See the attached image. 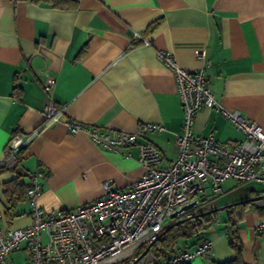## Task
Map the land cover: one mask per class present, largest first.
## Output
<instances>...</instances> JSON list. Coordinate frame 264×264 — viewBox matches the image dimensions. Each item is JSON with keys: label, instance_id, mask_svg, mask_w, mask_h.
Returning a JSON list of instances; mask_svg holds the SVG:
<instances>
[{"label": "crops", "instance_id": "1", "mask_svg": "<svg viewBox=\"0 0 264 264\" xmlns=\"http://www.w3.org/2000/svg\"><path fill=\"white\" fill-rule=\"evenodd\" d=\"M76 1L74 9H59L0 0V162L15 132L39 128L21 153V167L28 173L43 169L42 207L64 210L92 202L103 195L104 181L125 189L142 171L137 143L107 149L85 131L70 133L68 121L100 132H132L142 122L161 123V132L148 130L139 141L158 147L162 166L174 160L182 110L172 71L158 59V51H168L189 71L204 69L217 105L200 108L196 134L213 132L220 142L241 141L242 131L223 109L239 111L264 130V0ZM47 76L56 80L50 93L43 88ZM49 97L64 111L58 122L40 127ZM15 176L11 170L0 173L4 204L3 185ZM221 186L223 193L208 208H217L219 221L202 235L212 240V254L190 264L233 258L227 210L264 192V182L227 179ZM237 189L238 194L222 197ZM242 203L236 208L242 212L236 227L243 260L264 264V229H257L264 220V210L257 207L264 205ZM30 221L23 213L11 222L4 217L3 223L23 227Z\"/></svg>", "mask_w": 264, "mask_h": 264}, {"label": "built area", "instance_id": "2", "mask_svg": "<svg viewBox=\"0 0 264 264\" xmlns=\"http://www.w3.org/2000/svg\"><path fill=\"white\" fill-rule=\"evenodd\" d=\"M157 56L172 71L182 110L174 160L162 166L158 147L139 141L148 130L161 132V123L142 122L132 132H100L79 122H66L70 133L85 131L107 149L137 143L141 174L125 189L114 186L112 180L104 181L103 195L92 202L72 209L47 210L38 202L44 171H33L25 192L30 223L6 227L4 211L0 210V264H15L11 255L19 251L27 254V264H185L195 258H209L213 242L203 237L192 248H181L167 257L156 255L151 247L144 251L170 224L210 208L223 193V181L264 182V130L239 111L223 109L225 118L242 131L241 141L224 143L216 140L213 132L196 134L194 122L200 108L217 105L204 69L182 68L168 51H158ZM198 56L203 59L204 53L198 52ZM55 82L54 77L47 76L44 90L50 93ZM63 111L49 97L40 127L58 122ZM38 129L14 133L0 167H12L18 151ZM260 196L257 204L262 206L264 192ZM190 203L194 204L184 209ZM257 229H264V220Z\"/></svg>", "mask_w": 264, "mask_h": 264}, {"label": "trees", "instance_id": "3", "mask_svg": "<svg viewBox=\"0 0 264 264\" xmlns=\"http://www.w3.org/2000/svg\"><path fill=\"white\" fill-rule=\"evenodd\" d=\"M18 2L22 0H11ZM35 4H47L54 8L59 9H74L78 6L76 0H30ZM155 24L151 25V28ZM137 44V43H135ZM18 133V132H15ZM22 147L18 153L15 163L12 167L5 165L0 167V173L11 170L16 176L4 183V217L7 222H11L18 214L15 213L18 202L24 201L25 192L30 179L31 173L24 171L21 167V153L24 148ZM28 178V181H26ZM246 204L241 203L228 208L226 213V223L228 232V244L230 249L234 252V257L227 261L215 262L214 264H245L242 252L243 245L237 232V222L242 218V212L236 213V208L244 207ZM259 210H264L262 207H257ZM218 210L211 211L209 214L203 216H191L184 222L166 227L163 233L153 242V252L161 257H167L171 253L185 248L190 241V247L194 246L197 239L201 238L204 232L212 225L218 223ZM186 243V244H185ZM188 248V246L186 247ZM190 264V263H185Z\"/></svg>", "mask_w": 264, "mask_h": 264}, {"label": "rangeland", "instance_id": "4", "mask_svg": "<svg viewBox=\"0 0 264 264\" xmlns=\"http://www.w3.org/2000/svg\"><path fill=\"white\" fill-rule=\"evenodd\" d=\"M247 183H249V182H247ZM222 186H223V188L225 190L228 188L227 185H226V183H223ZM256 187L261 188V186H259V185H256ZM236 194H238V189L235 190V191H233V192H230V193H224L222 197L224 199H226L228 196H234ZM219 203H221L220 200L219 201L217 200L215 202L216 205L219 204ZM0 210H2V211L5 210L4 203H3L2 200H0ZM28 212H29V205H28V203L26 201H20V202H18V205L16 207V211H15V213L18 214L16 217H18L19 215H21L23 213H28ZM26 256H27V254L25 252L19 251V252L13 253L11 255V258L14 261L15 264H27V262H26V258L27 257ZM195 259H199V258H195Z\"/></svg>", "mask_w": 264, "mask_h": 264}, {"label": "water", "instance_id": "5", "mask_svg": "<svg viewBox=\"0 0 264 264\" xmlns=\"http://www.w3.org/2000/svg\"><path fill=\"white\" fill-rule=\"evenodd\" d=\"M261 198V196H257V197H253V198H249V199H245V200H241V201H238V202H234L232 204H237V203H242V202H250V201H257ZM194 203H190L189 205L185 206L184 209L186 208H189L190 206H192ZM214 210H217V208H212V209H207V210H204L202 212H199L197 214H194V216H203V215H206V214H209L211 211H214ZM176 213L173 214V216H175ZM189 217H185V218H181V219H178L177 221H175L174 223L170 224L169 226H173L175 224H179V223H182L184 222L186 219H188ZM168 226V227H169ZM163 233V231L159 234V236ZM158 236V237H159ZM157 237V238H158ZM153 244V243H152ZM152 244L148 245L146 248H145V251L144 253L150 248L152 247Z\"/></svg>", "mask_w": 264, "mask_h": 264}]
</instances>
